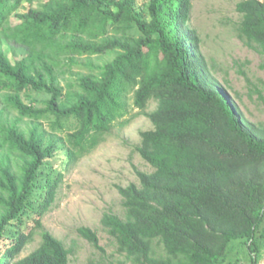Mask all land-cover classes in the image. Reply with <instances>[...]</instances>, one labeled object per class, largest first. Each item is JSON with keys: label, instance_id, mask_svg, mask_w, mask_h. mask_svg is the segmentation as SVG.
I'll use <instances>...</instances> for the list:
<instances>
[{"label": "trees", "instance_id": "obj_1", "mask_svg": "<svg viewBox=\"0 0 264 264\" xmlns=\"http://www.w3.org/2000/svg\"><path fill=\"white\" fill-rule=\"evenodd\" d=\"M136 3L0 0V37L26 51L16 62L0 51V264H68L71 250L41 217L61 168L125 124L129 101L153 124L136 146L153 170L136 168L137 183L117 186L124 217L101 218L117 250L138 264H238L228 261L238 242L259 264L264 121L245 118L210 73L188 24L191 0ZM236 10L237 36L264 69V0ZM29 221L41 242L19 257ZM78 232L104 251L94 230ZM155 239L165 256H154Z\"/></svg>", "mask_w": 264, "mask_h": 264}, {"label": "rangeland", "instance_id": "obj_2", "mask_svg": "<svg viewBox=\"0 0 264 264\" xmlns=\"http://www.w3.org/2000/svg\"><path fill=\"white\" fill-rule=\"evenodd\" d=\"M144 0H136L141 5ZM239 0H191L188 24L200 39V49L210 73L223 84L244 117L253 123L264 121V69L262 55L247 46L237 36L236 27L241 14L236 10ZM0 51L12 62L23 58L26 51L0 37ZM101 62V59L96 60ZM64 84V80L62 81ZM149 100L145 111L156 108ZM115 124L93 150L73 163L63 166L62 180L50 208L42 215L43 228L60 239L71 250L68 264H138L117 250V243L101 223L105 212L124 217L122 197L117 186L138 182L136 168H153L140 156L136 146L140 132L153 128L151 120L139 113L129 101L128 113ZM62 153L61 151L59 154ZM31 237L24 244L19 257H24L41 242V229L27 223ZM94 230L104 251L96 249L78 232V227ZM15 227L9 228L14 232ZM154 256H165L163 245L153 242ZM259 264H264V246ZM245 246L235 242L228 261L240 259L238 264H250Z\"/></svg>", "mask_w": 264, "mask_h": 264}]
</instances>
